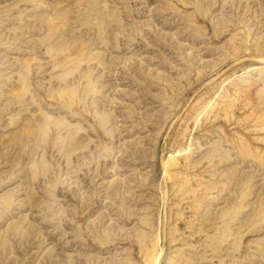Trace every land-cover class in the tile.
<instances>
[{"label": "rangeland", "instance_id": "1", "mask_svg": "<svg viewBox=\"0 0 264 264\" xmlns=\"http://www.w3.org/2000/svg\"><path fill=\"white\" fill-rule=\"evenodd\" d=\"M0 264H264V0H0Z\"/></svg>", "mask_w": 264, "mask_h": 264}]
</instances>
